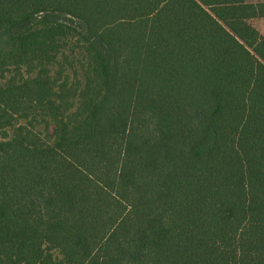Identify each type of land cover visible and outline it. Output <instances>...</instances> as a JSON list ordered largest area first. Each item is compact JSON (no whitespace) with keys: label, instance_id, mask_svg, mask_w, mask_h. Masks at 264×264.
Wrapping results in <instances>:
<instances>
[{"label":"trees","instance_id":"obj_1","mask_svg":"<svg viewBox=\"0 0 264 264\" xmlns=\"http://www.w3.org/2000/svg\"><path fill=\"white\" fill-rule=\"evenodd\" d=\"M261 19L246 0H0V264H264ZM71 38L74 90L49 72Z\"/></svg>","mask_w":264,"mask_h":264},{"label":"rangeland","instance_id":"obj_2","mask_svg":"<svg viewBox=\"0 0 264 264\" xmlns=\"http://www.w3.org/2000/svg\"><path fill=\"white\" fill-rule=\"evenodd\" d=\"M253 25L264 36V19L254 21ZM85 64L86 54L83 44L75 38L65 40L60 45V51L56 60L49 67L50 76L53 79L60 80L59 84L68 81L69 87L70 89L72 88V90L79 89L83 85ZM23 73L26 74V76L29 75L27 70ZM12 76L13 73L9 72L4 78H0V87L6 86ZM70 94L72 95L71 92ZM71 103L74 105L73 112L79 105V99L75 98L73 95ZM39 129H42V127H39Z\"/></svg>","mask_w":264,"mask_h":264},{"label":"crops","instance_id":"obj_3","mask_svg":"<svg viewBox=\"0 0 264 264\" xmlns=\"http://www.w3.org/2000/svg\"><path fill=\"white\" fill-rule=\"evenodd\" d=\"M246 1L250 3H264V0H246Z\"/></svg>","mask_w":264,"mask_h":264}]
</instances>
